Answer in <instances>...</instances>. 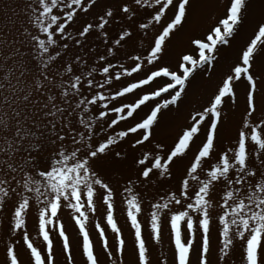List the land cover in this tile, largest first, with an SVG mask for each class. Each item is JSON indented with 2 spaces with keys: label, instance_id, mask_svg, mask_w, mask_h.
Returning a JSON list of instances; mask_svg holds the SVG:
<instances>
[{
  "label": "snow or ice",
  "instance_id": "1",
  "mask_svg": "<svg viewBox=\"0 0 264 264\" xmlns=\"http://www.w3.org/2000/svg\"><path fill=\"white\" fill-rule=\"evenodd\" d=\"M214 2L216 14L202 32L188 36V49L176 54L175 70L164 57L175 38L195 28L204 0H23L16 7L4 5V264H21L18 246L25 249L29 264H56L49 225L56 224L65 208L79 229L85 264H99L85 211H95L98 197L115 234L113 250L104 229L96 225L103 251L112 264H124L126 244L113 216L117 195L126 203L134 230L136 264H152L137 218L142 211L137 189L149 186L156 190L150 204V238L159 245L165 225L170 227L172 264H192L193 252L197 264H210L213 227L219 264H228L237 245L240 264H264V67H256L258 58L264 60V0ZM249 27L247 39L237 44ZM234 46L235 61L206 101L188 111L172 143L158 139L165 113L180 111L194 81H211L221 49ZM141 72L143 77L135 82L121 83ZM158 80L164 83L155 90L116 106ZM240 83L245 85L241 119L235 135L225 141L220 131L224 106L228 101L237 105ZM142 109L147 111L136 119ZM121 122L125 129L117 130ZM198 137L200 144L189 157ZM178 164L179 176L174 171ZM33 210L38 212L42 247L27 231ZM58 232L66 264H75L62 224ZM161 255L157 264H168L166 254Z\"/></svg>",
  "mask_w": 264,
  "mask_h": 264
},
{
  "label": "rangeland",
  "instance_id": "2",
  "mask_svg": "<svg viewBox=\"0 0 264 264\" xmlns=\"http://www.w3.org/2000/svg\"><path fill=\"white\" fill-rule=\"evenodd\" d=\"M23 0H0V17L3 16V7L5 4H11L13 7H16L18 4H21ZM223 0H221V3ZM217 8L214 0H204V3L201 6L199 20L195 28H186L177 38H175L170 44L169 51L164 57V62L169 64L173 70L176 66V54L188 49V36L192 34H198L202 32L211 21V17L216 14ZM78 27V25H77ZM251 29L246 28L242 30L241 35L237 38V44L245 39H247L250 34ZM138 43V42H137ZM128 51H133V45L130 44ZM237 55V46H234L232 49H221V60L217 65L215 73L213 74V79L211 81H200L197 79L194 81L193 86L189 89V95L185 98V103L181 106L179 112H166L162 118L161 125L157 129V138L163 141L166 144H171L176 134L186 123L185 117L188 111L193 107H199L202 105L206 99L207 95L212 91V88L216 81L219 80L220 76L228 70L230 64H232ZM257 69L264 67V60L258 58L256 63ZM147 70V66H146ZM144 75L143 72L139 74H133L131 78H122L121 83L125 84L127 82H135L138 78H142ZM164 81H157L156 84L149 86H144L143 90H138L135 94H128L126 97L122 98L116 106H119V103H128L134 102V100L145 92L155 90L158 85L163 84ZM114 87H119V85H114ZM245 91L244 83L237 85V94H238V103L236 106H232L231 101H228L224 106V115L226 117L225 123L221 127V137L227 141L232 136L235 135L236 127L240 122L241 113L243 111V96ZM166 94H162L165 96ZM161 99V98H157ZM144 111L147 109L140 110L135 114L136 119H139L143 116ZM259 115V112L257 113ZM131 120V118H130ZM125 124L121 122L120 127L117 130H124ZM200 144V138L198 137L195 142L191 144V151H189V157L192 156L193 152L196 151L197 146ZM187 160V158H186ZM174 171L177 176L182 172V167L178 164L174 167ZM116 187V185H113ZM141 193L142 201V211L138 214V221L142 227V235L146 240L147 246L150 251V258L152 264H157L159 259H163L161 253L166 254L168 259V264H172L174 246L171 242L170 237V227L165 225L164 232L162 236V241L157 245L150 238V213L151 207L150 204L155 202L156 190L149 186L147 189L139 188L137 189ZM122 191V189H118ZM115 207L113 211L114 220L121 230L122 238L125 240L126 248L124 252V264H136V257L133 252V243H134V230L131 228L130 221L127 217V206L122 198L117 195L114 200ZM88 216L86 222V229L89 232L90 239L93 242L94 250L96 255L99 258V264H112V261L108 259L107 254L103 251L102 242L99 240V232L96 229V225L99 224L105 231L106 237L109 241V245L113 246L114 250V237L115 234L111 231V228L107 225L106 216L107 210L106 206L103 205L102 199L97 198L96 209L95 211L85 209ZM59 219L55 225H49L51 229L50 235L54 243V253L56 264H66V256L62 252V241L59 239L58 226L62 224L66 230V235L70 239L72 255L74 258L75 264H85V261L82 257V238L79 236V229L75 224V221L72 219V213L70 209H63L58 213ZM38 212L33 210L29 213L27 217V231L29 232L31 238L36 243L38 247L43 246L42 237L38 235ZM7 217L0 215V264H4L5 260V244L8 241L7 235ZM185 239L187 236L185 234ZM217 232L215 227L212 230V251L209 256L210 264H219L218 261V247H217ZM18 252L21 260V264H29L28 254L22 246H18ZM119 259V257H117ZM192 264H197L196 253L192 254ZM241 252L239 246L237 245L236 249L231 254V260L228 261V264H240Z\"/></svg>",
  "mask_w": 264,
  "mask_h": 264
}]
</instances>
